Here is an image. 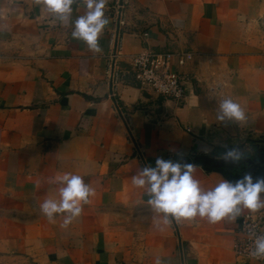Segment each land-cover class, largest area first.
I'll use <instances>...</instances> for the list:
<instances>
[{"label":"crops","instance_id":"0c3cea01","mask_svg":"<svg viewBox=\"0 0 264 264\" xmlns=\"http://www.w3.org/2000/svg\"><path fill=\"white\" fill-rule=\"evenodd\" d=\"M72 9L61 23L34 0H0V264H263L233 250L251 211L164 224L132 177L163 158L194 165L205 190L219 168L264 178V0H108L101 53L72 38L86 11ZM145 48L192 52L183 102L138 84L130 57ZM225 97L246 122L216 120ZM233 147L243 156L226 163ZM65 172L95 189L67 228L40 211Z\"/></svg>","mask_w":264,"mask_h":264},{"label":"clouds","instance_id":"9594fccd","mask_svg":"<svg viewBox=\"0 0 264 264\" xmlns=\"http://www.w3.org/2000/svg\"><path fill=\"white\" fill-rule=\"evenodd\" d=\"M86 11L73 22L71 36L82 40L93 53H101L99 37L109 23L104 14L108 0H80ZM77 0H34V4L43 5L48 13L60 21L68 22L72 14V5ZM216 120L220 122H246L245 109L230 97L219 102ZM243 152L238 147L228 149L223 154L226 163L239 161ZM192 164H181L173 160L157 158L155 166H145L133 175L132 184L144 189L149 195L148 205L162 218L164 224L174 219L192 220L197 216L206 218L209 223H217L228 218L235 220L247 209L257 212L264 209V178L255 181L250 174L231 182L222 179L213 188L205 190L195 179ZM50 184L58 185V198H47L40 204L41 213L50 223H55L58 215L63 216L61 227L67 228L80 217L83 206L95 195V189L85 183L79 174L65 172L49 179ZM253 248L249 255L253 259L264 258V234H251ZM156 264H161L159 258Z\"/></svg>","mask_w":264,"mask_h":264},{"label":"built area","instance_id":"2783aa9c","mask_svg":"<svg viewBox=\"0 0 264 264\" xmlns=\"http://www.w3.org/2000/svg\"><path fill=\"white\" fill-rule=\"evenodd\" d=\"M120 6L118 5L119 8ZM116 20L119 25L122 23L119 14ZM259 23L264 32V16L259 18ZM115 55L114 47L110 52V58L114 59ZM191 58L192 52L187 50L154 51L145 48L131 55L130 66L140 86L164 98L181 103L185 97L186 82L189 77L178 68L184 66ZM108 75L110 81L118 78V71L113 64L108 66ZM253 233L264 234V215L259 212H246L240 218L238 236L233 250L237 256L245 260L264 264V258L253 259L249 255L253 248V238H250Z\"/></svg>","mask_w":264,"mask_h":264},{"label":"water","instance_id":"95a60500","mask_svg":"<svg viewBox=\"0 0 264 264\" xmlns=\"http://www.w3.org/2000/svg\"><path fill=\"white\" fill-rule=\"evenodd\" d=\"M219 172L225 177L228 181L234 182L240 178H242L246 174H241V173H234L230 170H227L225 168H219Z\"/></svg>","mask_w":264,"mask_h":264}]
</instances>
